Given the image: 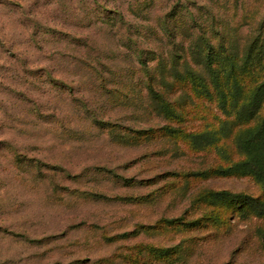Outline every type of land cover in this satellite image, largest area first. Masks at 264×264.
<instances>
[{"label":"rangeland","instance_id":"1","mask_svg":"<svg viewBox=\"0 0 264 264\" xmlns=\"http://www.w3.org/2000/svg\"><path fill=\"white\" fill-rule=\"evenodd\" d=\"M252 44L264 0H0V264H264V182L195 138Z\"/></svg>","mask_w":264,"mask_h":264},{"label":"trees","instance_id":"2","mask_svg":"<svg viewBox=\"0 0 264 264\" xmlns=\"http://www.w3.org/2000/svg\"><path fill=\"white\" fill-rule=\"evenodd\" d=\"M261 50L264 52V46L256 47L253 44L249 46L247 54L249 53L248 60H252L255 56V51ZM246 54V55H247ZM222 73L220 68H216L214 76ZM232 83V81H231ZM218 84V83H217ZM234 90L231 93L233 97L234 106L232 109L225 111L227 118H231L230 121H223V125L210 131V137L208 140L206 134L208 130L200 131L198 138V147L217 143L219 138H225L227 133H233L235 148L241 152L243 156L237 163L238 165H244L249 170H254L257 173V177L264 182V81L259 84L256 89L249 94L246 104H238L237 100L243 101L241 91L236 89L239 85L233 82ZM221 97V94H218ZM252 124V125H250ZM221 133L224 134L221 135ZM224 146L218 148L217 151H222ZM226 151L223 150V154ZM232 166L220 167L213 169L214 172L228 171ZM209 171V170H206Z\"/></svg>","mask_w":264,"mask_h":264}]
</instances>
